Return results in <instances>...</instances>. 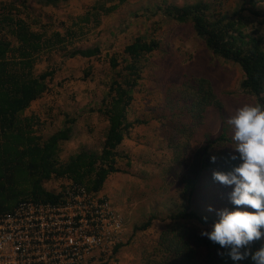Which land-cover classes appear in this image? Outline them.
Here are the masks:
<instances>
[{"label":"trees","instance_id":"obj_1","mask_svg":"<svg viewBox=\"0 0 264 264\" xmlns=\"http://www.w3.org/2000/svg\"><path fill=\"white\" fill-rule=\"evenodd\" d=\"M16 1H20L22 11L15 4L0 3V214L12 212L22 201L45 203L59 199L69 185L62 187L58 194L60 192L45 188L46 183L53 180H67L99 195L112 175L123 173L121 161L131 167L132 155L124 151L125 140L136 126L147 124L142 118L130 119L134 93L143 81L147 58L161 49L152 34L136 36L125 47L122 63L116 55L110 59L114 77L103 93L101 104L91 109L109 123L103 148L100 153L83 150L63 162L61 154L73 136L77 120L65 116L63 127L45 138L41 118L36 114L27 115L35 102L53 91L58 72L54 65L52 70L39 74L38 67L43 57L59 51L65 52L63 58L66 59L92 61L99 58L100 47L80 49L75 47V42L90 30L101 27L105 19L116 13L127 0H97L65 30V34L50 30L51 21L31 22L29 17H24V10L29 12V0ZM36 1L46 8H59L72 0ZM151 12L168 21L191 23L213 59L237 64L244 74L242 89L254 96L257 103H264V34L260 28L255 29L256 24L264 27V0H200L183 7L163 0L159 5H148L133 17L139 19L142 14ZM125 24L127 28L132 21ZM70 46L74 49H69ZM91 71V67L85 70L84 80L91 76ZM182 87L172 85L166 95V110L171 116H163L166 123L163 135L166 148L175 159L163 170L162 176L156 175L165 183L157 192V195L162 193L159 195L162 198L151 203L155 209L133 230L135 233L150 230L164 213L169 224L157 245L142 253V262L201 264L197 247H203L207 249V264H233L225 249L198 233V227L212 226L218 219L215 211H208L209 206L214 210L232 207L228 200L231 188L212 177L214 171L227 172L239 163V160L233 161L230 156L219 153L223 146L232 143V139L225 128L218 137L206 134L203 143L197 134L209 109L222 114L224 104L215 94L211 81L204 77L185 78ZM179 99L194 116L176 113L171 102ZM212 156L216 157L214 163ZM170 194L176 197L168 200ZM122 218L125 229L126 219ZM261 245H264V239L255 241L252 250ZM123 247L119 244L111 256L120 253ZM240 264L251 262L249 259Z\"/></svg>","mask_w":264,"mask_h":264},{"label":"rangeland","instance_id":"obj_2","mask_svg":"<svg viewBox=\"0 0 264 264\" xmlns=\"http://www.w3.org/2000/svg\"><path fill=\"white\" fill-rule=\"evenodd\" d=\"M96 1L72 0L59 8H46L39 5L36 0H29V12L24 10V17H29L31 22L51 21L50 30L62 31L65 34V30L71 27L78 17L90 10ZM166 1L183 7L185 4L197 3L200 0ZM1 2L15 4L22 11L20 1L0 0ZM162 2L163 0H127V3L120 6L116 13L105 19L101 27L90 30L76 40L75 47L80 49L100 47L102 52L99 58L92 61L81 58L66 59L63 58L65 52L59 51L43 57L38 67L39 74L52 70L54 65L58 67V72L53 91L35 102L27 115L36 114L41 118L44 123L45 138L63 127L65 116L69 115L77 120L73 126V136L64 145L61 154L62 161L67 162L70 157L83 150L100 153L103 148L109 123L98 112H91V109L101 104L103 93L111 78L114 77L110 59L116 55L122 63L125 47L136 36L152 34L161 46L158 52L147 58L143 81L134 93L135 101L131 108L130 119L134 121L142 118L147 120V124L136 126L125 140L124 151L131 153L132 165L128 167L126 161H121L120 168L123 173L112 175L100 194L110 197L116 207L118 206V212L126 219L122 238L124 247L117 255H109L110 257L92 264H143L142 253L157 245L161 233L169 224V221L165 220L166 213H164L150 230L140 233H135L133 230L136 224L155 209L151 207V203H154L156 199L161 200L162 197L159 195L162 193L159 192L157 195V192L165 184L161 177L163 170L175 159L166 148L163 135L166 124L163 116L166 114L171 116L166 110L168 107L166 95L172 85L182 89L185 78L204 77L211 81L215 94L224 104L223 115L215 109H209L204 124L198 127L200 143H203L208 133L218 137L223 128L231 137L232 131L226 124L227 118L243 105L257 103L256 98L241 87L244 80L241 68L233 62L213 59L212 53L196 35L191 23L180 24L176 21H168L161 16H153L152 12L142 14L139 19L133 17L137 12L141 13L148 5L155 3L159 5ZM128 21H132V25L126 28L125 23ZM157 22L160 23L159 26L155 25ZM118 26H120V33L117 30ZM257 27L264 34V27L256 24L255 29ZM251 29L252 27L250 31ZM69 49L74 47L70 46ZM90 67L92 74L84 80L85 70ZM183 102L180 99L175 100L174 103L171 102L176 113L194 116L184 108ZM234 147L235 144L232 141L231 144L223 146L219 153L228 156L236 155ZM159 173L161 176L157 179L156 175ZM173 179L176 183V179ZM71 184L73 183L67 180H53L46 183L45 188L59 192L62 187ZM177 188L178 186L174 189ZM175 197L176 195L170 194L168 200ZM205 230L210 231L211 226L198 227L200 234ZM197 250L201 264H207V249L197 247Z\"/></svg>","mask_w":264,"mask_h":264},{"label":"built area","instance_id":"obj_3","mask_svg":"<svg viewBox=\"0 0 264 264\" xmlns=\"http://www.w3.org/2000/svg\"><path fill=\"white\" fill-rule=\"evenodd\" d=\"M122 217L110 199L74 184L54 202L22 201L0 214V264L101 261L122 243Z\"/></svg>","mask_w":264,"mask_h":264},{"label":"clouds","instance_id":"obj_4","mask_svg":"<svg viewBox=\"0 0 264 264\" xmlns=\"http://www.w3.org/2000/svg\"><path fill=\"white\" fill-rule=\"evenodd\" d=\"M226 124L232 131L233 150L239 154L230 159L239 163L227 172L214 171L212 177L231 188L232 207L214 210L209 206L218 219L201 235L225 249L233 264L249 259L251 264H264V245L255 251L251 247L264 239V103L243 105ZM215 160L212 156L211 161Z\"/></svg>","mask_w":264,"mask_h":264}]
</instances>
